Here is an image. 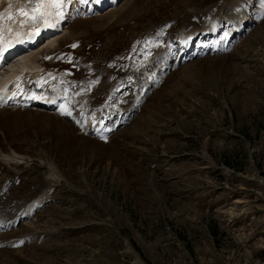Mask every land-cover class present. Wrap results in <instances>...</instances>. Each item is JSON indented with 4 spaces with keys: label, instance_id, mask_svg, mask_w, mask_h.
Here are the masks:
<instances>
[{
    "label": "rangeland",
    "instance_id": "obj_1",
    "mask_svg": "<svg viewBox=\"0 0 264 264\" xmlns=\"http://www.w3.org/2000/svg\"><path fill=\"white\" fill-rule=\"evenodd\" d=\"M8 1L0 35L13 28L30 40L48 15L74 8L60 39L28 56L55 81L78 83L82 108L125 86L117 64L141 42L235 5L120 0L93 12L92 0L88 9L86 0ZM11 150L28 163L0 160V202L13 177V203L0 208L14 214L39 194L51 201L0 235V248H12L0 264H264V21L231 54L176 69L109 144L54 114L0 110V158Z\"/></svg>",
    "mask_w": 264,
    "mask_h": 264
},
{
    "label": "bare ground",
    "instance_id": "obj_2",
    "mask_svg": "<svg viewBox=\"0 0 264 264\" xmlns=\"http://www.w3.org/2000/svg\"><path fill=\"white\" fill-rule=\"evenodd\" d=\"M1 1H3V0H0V2ZM5 1H8V0H5ZM98 2L101 5V4H105L106 3V0H98ZM61 9H62L61 10V13L59 15H57V17H56V19L58 20L59 23L64 22L65 21V18H66V10H65V8L64 7H61ZM35 34H36V32L34 31L33 34H32V36H31V39L36 38V37H40L41 38V36H42L43 33H38V35H35ZM28 38H30V37H28ZM14 44H15V42H13V46H14ZM32 56L31 55H29V56L26 55L25 57H21L17 61V63L12 66L13 68H11V73H9L7 75H9L10 78H13L14 80L17 79L20 76V74H22V72H24L25 70H27V69H29V68H31L32 66L35 65V61H34V58ZM2 82H3V80H2ZM49 166H51L52 169H55L56 170V166L54 164L49 163ZM50 183H51V181H50ZM3 213L4 212H2L1 214H3Z\"/></svg>",
    "mask_w": 264,
    "mask_h": 264
}]
</instances>
